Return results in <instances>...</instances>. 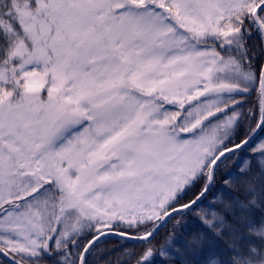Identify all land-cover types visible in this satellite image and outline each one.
<instances>
[{"label": "snow or ice", "instance_id": "obj_1", "mask_svg": "<svg viewBox=\"0 0 264 264\" xmlns=\"http://www.w3.org/2000/svg\"><path fill=\"white\" fill-rule=\"evenodd\" d=\"M259 134L264 0H0V264H264Z\"/></svg>", "mask_w": 264, "mask_h": 264}, {"label": "trees", "instance_id": "obj_2", "mask_svg": "<svg viewBox=\"0 0 264 264\" xmlns=\"http://www.w3.org/2000/svg\"><path fill=\"white\" fill-rule=\"evenodd\" d=\"M261 138H264V134H260V136L258 137V139L256 140V142L258 140H260ZM232 168L235 167V165H232L231 166ZM227 171V170H226ZM223 175L220 177L221 180H223ZM259 183V181H258ZM175 222H170L167 224V227H165L161 233H160V236L157 237V241H162L163 238L165 236H167L169 234L170 231L173 230V226H174ZM199 221L196 219L195 216H190V217H186L185 218V221L182 222V224L176 229L177 231V234L179 235L180 233L182 232H189L197 227H199ZM117 238H112L110 237V242L108 245H106V247H110V248H113V252H112V262L113 264H115V261L118 259V246H116L114 244V242L116 241ZM129 245H134V243L132 242H127Z\"/></svg>", "mask_w": 264, "mask_h": 264}, {"label": "water", "instance_id": "obj_3", "mask_svg": "<svg viewBox=\"0 0 264 264\" xmlns=\"http://www.w3.org/2000/svg\"><path fill=\"white\" fill-rule=\"evenodd\" d=\"M260 135V134H259ZM259 135L256 137V139L259 137ZM114 237V236H113ZM129 242H132V243H135V242H133V241H129Z\"/></svg>", "mask_w": 264, "mask_h": 264}, {"label": "rangeland", "instance_id": "obj_4", "mask_svg": "<svg viewBox=\"0 0 264 264\" xmlns=\"http://www.w3.org/2000/svg\"><path fill=\"white\" fill-rule=\"evenodd\" d=\"M261 140H264V138H262Z\"/></svg>", "mask_w": 264, "mask_h": 264}]
</instances>
